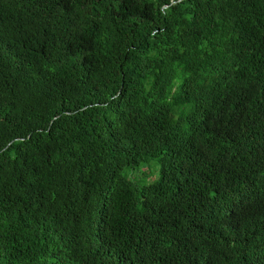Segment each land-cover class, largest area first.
<instances>
[{
  "label": "trees",
  "instance_id": "trees-1",
  "mask_svg": "<svg viewBox=\"0 0 264 264\" xmlns=\"http://www.w3.org/2000/svg\"><path fill=\"white\" fill-rule=\"evenodd\" d=\"M0 264H264V0H0Z\"/></svg>",
  "mask_w": 264,
  "mask_h": 264
},
{
  "label": "rangeland",
  "instance_id": "rangeland-1",
  "mask_svg": "<svg viewBox=\"0 0 264 264\" xmlns=\"http://www.w3.org/2000/svg\"><path fill=\"white\" fill-rule=\"evenodd\" d=\"M151 165H154L153 163H151ZM155 166V165H154ZM145 169V168H144ZM135 174H137V171L133 174L134 176H137V175H135Z\"/></svg>",
  "mask_w": 264,
  "mask_h": 264
}]
</instances>
